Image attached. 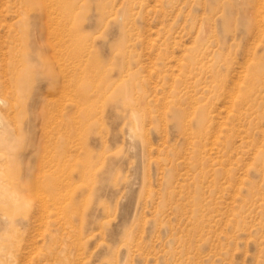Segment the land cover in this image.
I'll use <instances>...</instances> for the list:
<instances>
[{
	"label": "rangeland",
	"instance_id": "obj_1",
	"mask_svg": "<svg viewBox=\"0 0 264 264\" xmlns=\"http://www.w3.org/2000/svg\"><path fill=\"white\" fill-rule=\"evenodd\" d=\"M0 11V264H264V0Z\"/></svg>",
	"mask_w": 264,
	"mask_h": 264
},
{
	"label": "bare ground",
	"instance_id": "obj_2",
	"mask_svg": "<svg viewBox=\"0 0 264 264\" xmlns=\"http://www.w3.org/2000/svg\"><path fill=\"white\" fill-rule=\"evenodd\" d=\"M254 1V0H253ZM259 2V1H258ZM259 4V3H258ZM47 9L45 8V11H46ZM3 11V10H2ZM44 11V12H45ZM1 12V11H0ZM19 14V13H18ZM45 15H47L46 14V12H45ZM2 41V40H1ZM5 44V43H4ZM51 45V44H50ZM17 52V51H16ZM5 53V52H4ZM53 54V53H52ZM19 55V54H18ZM65 55V54H64ZM14 61V60H13ZM56 63H57V61H56ZM5 64V63H4ZM60 69V68H59ZM62 76V75H61ZM1 79V78H0ZM7 80V79H6ZM5 81H3V83H4ZM8 85V84H7ZM7 85H5V86H7ZM10 85V84H9ZM15 85V84H14ZM4 86V85H3ZM12 86V85H11ZM9 88V87H8ZM7 88V89H8ZM14 88V87H13ZM11 91V90H10ZM6 98V97H5ZM5 107V106H9V102H7L5 99H2L1 97H0V107ZM11 108H12V106H10ZM10 109V108H9ZM12 110H14V109H12ZM9 111V110H8ZM5 112V111H4ZM7 112V111H6ZM12 113V112H11ZM14 113V112H13ZM8 115H9V113H8ZM15 115V114H14ZM13 114H12V116H14ZM11 116V115H10ZM10 116H7V117H10ZM0 119H1V110H0ZM11 119H13V117H11ZM16 119V118H15ZM0 126H2V122H0ZM2 136H3V134H2ZM2 143V142H1Z\"/></svg>",
	"mask_w": 264,
	"mask_h": 264
}]
</instances>
